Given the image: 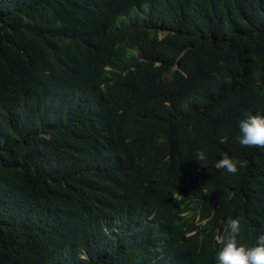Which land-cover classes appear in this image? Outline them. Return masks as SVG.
Segmentation results:
<instances>
[{"label": "trees", "instance_id": "obj_1", "mask_svg": "<svg viewBox=\"0 0 264 264\" xmlns=\"http://www.w3.org/2000/svg\"><path fill=\"white\" fill-rule=\"evenodd\" d=\"M260 113L264 0H0V264H216L228 218L252 244Z\"/></svg>", "mask_w": 264, "mask_h": 264}, {"label": "clouds", "instance_id": "obj_2", "mask_svg": "<svg viewBox=\"0 0 264 264\" xmlns=\"http://www.w3.org/2000/svg\"><path fill=\"white\" fill-rule=\"evenodd\" d=\"M236 140L244 147L264 148V113L246 114L240 119ZM193 160L204 162L205 152L197 150ZM213 166L235 174L244 162L225 154ZM240 233V219L228 218L224 236L219 241L221 246L215 255L216 264H264V232L258 234L252 244L239 241Z\"/></svg>", "mask_w": 264, "mask_h": 264}]
</instances>
